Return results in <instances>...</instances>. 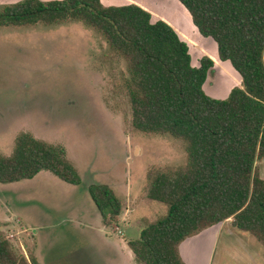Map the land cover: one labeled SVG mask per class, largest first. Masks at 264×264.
Wrapping results in <instances>:
<instances>
[{"label":"trees","instance_id":"1","mask_svg":"<svg viewBox=\"0 0 264 264\" xmlns=\"http://www.w3.org/2000/svg\"><path fill=\"white\" fill-rule=\"evenodd\" d=\"M199 35L211 39L221 62L241 77L225 99L203 86L214 62L193 67L188 44L163 20L136 4L105 6L102 0H22L0 6V28L81 23L97 31L126 62L125 88L132 126L170 136L185 145L187 163L148 175L146 197L167 208L147 222L127 245L137 264H187L186 240L232 220L264 247V180L255 163L264 159V0H177ZM49 172L80 186L81 177L66 148L28 132L14 139L9 156L0 154V185L32 180ZM87 192L104 226L118 224L124 205L112 188L91 184ZM0 264H40L17 253L0 232Z\"/></svg>","mask_w":264,"mask_h":264},{"label":"rangeland","instance_id":"2","mask_svg":"<svg viewBox=\"0 0 264 264\" xmlns=\"http://www.w3.org/2000/svg\"><path fill=\"white\" fill-rule=\"evenodd\" d=\"M19 1L0 0V6ZM102 1L136 4L152 15V22H167L188 44L193 67L210 58L214 66L203 89L211 98L225 99L241 86L240 75L229 62L219 61L216 44L199 35L177 0ZM126 68L103 37L81 23L0 28V154L9 156L15 137L28 132L63 145L82 180L73 186L44 171L32 180L0 185V232L27 259L137 264L116 261L104 235L114 231V244L136 240L147 222L167 214L164 205L146 197L148 175L184 167L185 145L134 129ZM254 173L264 180V159L255 163ZM91 184L110 186L122 200L120 232L102 225L87 192ZM180 253L187 264L186 256L194 264H264V247L234 229L232 220L186 240Z\"/></svg>","mask_w":264,"mask_h":264},{"label":"crops","instance_id":"3","mask_svg":"<svg viewBox=\"0 0 264 264\" xmlns=\"http://www.w3.org/2000/svg\"><path fill=\"white\" fill-rule=\"evenodd\" d=\"M103 3V1H102ZM104 4V3H103ZM105 5V4H104ZM107 6V5H105ZM109 6H112V5H109ZM101 216V215H100ZM101 223L102 225L104 226L103 222H102V217H101ZM122 222H119L118 224H114L113 225V228H115L116 230H118L120 232V229H119V225L121 224ZM106 229L110 228V227H106L104 226ZM113 234H116L114 231H112V235H107L105 234L104 235V243L107 244V246L109 247V249L111 250V253L116 257H117V260L118 261L119 259L122 260V259H126L128 260L130 263H132L134 260V256H133V253L131 252V250L129 249L128 245H127V241H123V242H120L118 244H114L111 240V238H114V235ZM132 254H131V253ZM181 254V253H180ZM185 257V255H184ZM186 261L190 264H194L192 262V260H190V258H188L187 260V256H186ZM195 262V261H194ZM118 263V262H117ZM196 263V262H195ZM197 264V263H196Z\"/></svg>","mask_w":264,"mask_h":264}]
</instances>
